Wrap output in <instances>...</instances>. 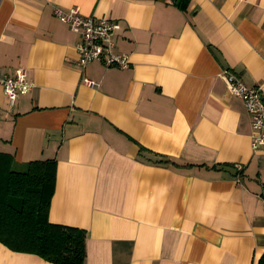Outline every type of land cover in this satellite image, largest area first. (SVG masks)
I'll return each instance as SVG.
<instances>
[{
	"label": "crops",
	"instance_id": "0c3cea01",
	"mask_svg": "<svg viewBox=\"0 0 264 264\" xmlns=\"http://www.w3.org/2000/svg\"><path fill=\"white\" fill-rule=\"evenodd\" d=\"M115 22L127 68L94 60L53 9ZM0 152L54 159L48 218L84 236L83 264H257L264 145L221 72L264 96V0H0ZM0 264H55L0 243Z\"/></svg>",
	"mask_w": 264,
	"mask_h": 264
},
{
	"label": "trees",
	"instance_id": "16d2710c",
	"mask_svg": "<svg viewBox=\"0 0 264 264\" xmlns=\"http://www.w3.org/2000/svg\"><path fill=\"white\" fill-rule=\"evenodd\" d=\"M12 163L11 155L0 152V243L55 264H83L82 230L48 218L55 160L30 161L23 170ZM257 264H264V252Z\"/></svg>",
	"mask_w": 264,
	"mask_h": 264
},
{
	"label": "built area",
	"instance_id": "2783aa9c",
	"mask_svg": "<svg viewBox=\"0 0 264 264\" xmlns=\"http://www.w3.org/2000/svg\"><path fill=\"white\" fill-rule=\"evenodd\" d=\"M53 14L66 23L70 30L79 35L76 45L78 59L76 65L84 72L88 63L98 60L105 66L127 68L130 64L129 55L125 52L114 51L115 22L107 17L84 15L77 6L62 9L55 7ZM221 76L228 91L239 97L250 117L251 147L256 150L264 145V96L262 85L249 87L233 72L224 70ZM83 84L92 87L97 84L94 79L82 74ZM33 83L28 79L26 69L17 67L12 74L0 72V87L6 95L9 104H13L18 94L28 92Z\"/></svg>",
	"mask_w": 264,
	"mask_h": 264
},
{
	"label": "rangeland",
	"instance_id": "374dc122",
	"mask_svg": "<svg viewBox=\"0 0 264 264\" xmlns=\"http://www.w3.org/2000/svg\"><path fill=\"white\" fill-rule=\"evenodd\" d=\"M12 169H16V170H23V167L19 166V165H12Z\"/></svg>",
	"mask_w": 264,
	"mask_h": 264
}]
</instances>
